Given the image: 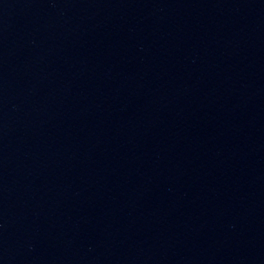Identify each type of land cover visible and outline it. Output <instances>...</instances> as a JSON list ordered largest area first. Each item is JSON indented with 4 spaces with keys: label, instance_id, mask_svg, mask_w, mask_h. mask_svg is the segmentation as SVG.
Here are the masks:
<instances>
[{
    "label": "water",
    "instance_id": "water-1",
    "mask_svg": "<svg viewBox=\"0 0 264 264\" xmlns=\"http://www.w3.org/2000/svg\"><path fill=\"white\" fill-rule=\"evenodd\" d=\"M165 264H264V0L215 153Z\"/></svg>",
    "mask_w": 264,
    "mask_h": 264
}]
</instances>
